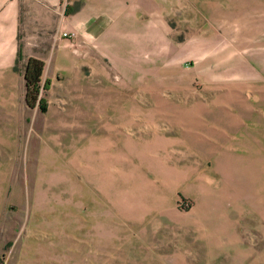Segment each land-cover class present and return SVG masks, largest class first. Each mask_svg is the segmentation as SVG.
<instances>
[{
    "label": "rangeland",
    "instance_id": "rangeland-1",
    "mask_svg": "<svg viewBox=\"0 0 264 264\" xmlns=\"http://www.w3.org/2000/svg\"><path fill=\"white\" fill-rule=\"evenodd\" d=\"M126 26L125 45L108 44L118 54L115 61L108 52H93L94 64L110 73L106 82L82 80L69 86L68 96H51L52 119L62 117V126L46 134L55 141H34L27 163L0 164V264H172L165 255V227L173 223L169 211L186 215L196 210L202 193L194 184L220 183L243 192L250 180L257 187L264 185V147L248 141L245 133L257 127L250 115L239 125H205L212 143L211 131L222 129L246 145L229 148L219 143L222 147L210 157L209 148L185 142L190 125L171 124L173 109L206 105L201 116L209 115L212 121L240 114L234 102L214 100L230 96L218 88L225 82L210 77L204 81L198 70L232 65L227 76L235 72V78L238 72L237 79L250 80L243 61L247 55L264 57V0H145L133 14L127 11ZM258 40L261 47L255 45ZM29 41H21L24 50L33 46ZM231 42L242 55L224 63ZM243 96H253L252 90H244ZM102 114L103 124L97 122ZM119 115L129 123L102 143L109 128L119 125ZM138 133L174 143L167 149L178 160V183L157 181L151 164L125 156V140ZM141 148L145 154L147 147ZM184 152L190 160L183 158L189 155ZM22 153L24 157L26 148ZM217 155L221 170L214 165ZM165 156L156 154L152 160L171 171L158 161ZM123 193L127 198L136 195L138 201L123 205ZM225 201L229 221L253 225L247 242L259 249L255 255H263V215L237 213ZM153 228H158L156 234ZM191 244L186 264H222L209 252L207 240Z\"/></svg>",
    "mask_w": 264,
    "mask_h": 264
},
{
    "label": "crops",
    "instance_id": "crops-1",
    "mask_svg": "<svg viewBox=\"0 0 264 264\" xmlns=\"http://www.w3.org/2000/svg\"><path fill=\"white\" fill-rule=\"evenodd\" d=\"M143 1L145 0H0V164H20L22 161L27 163L32 156L34 141L42 138L55 141L46 134L62 126V117L59 115L56 121L52 119L51 96H68L71 93L69 86L81 84L82 80L92 84L106 82L105 79L110 73L104 65L94 64L93 52L96 54L108 52L112 60H116L118 54H115V48L111 50L108 44L114 47L121 42L123 46L125 45L127 11L133 14L135 7H139ZM24 39H31L29 44L33 46L25 45L24 50L21 43ZM261 43L263 42L258 40L255 45L261 47ZM19 49L22 59L15 64ZM226 52L229 55L224 63L230 61L232 57L235 59L242 55L241 49L233 42ZM121 56L125 57L124 51ZM30 57L38 58L44 63L40 81L42 89L40 96L44 97L46 107L44 111H41L38 105L28 106L25 99L24 73ZM243 63L244 67L249 69L248 82L237 79L238 72L235 78L232 76L235 72L227 76L225 71L228 68L233 69L232 65H226L228 67L222 69L221 64L207 66L208 64L201 63V67L207 66L208 70L206 72L198 70L199 77L204 81L210 77L212 80L219 78L225 82V87L217 84L218 88L229 91L230 96H215L214 100L234 102L241 115L230 113L229 116L221 115L220 121H212L209 115L201 116V113L207 112L206 105L171 111L173 116L171 124L178 123L184 126L188 124L192 127L183 134L185 142L192 140L198 143L199 147L209 148L207 152L209 157L215 155V150L222 147L219 143H227L229 148L246 145L242 142L243 138L230 135L222 129L211 131L215 136L213 144L207 139L209 132L205 125L222 123L226 126L239 125L243 123V117L246 115H250L252 122L257 126L253 127V133L245 131L250 135L247 140L257 143L258 148L264 147L262 140L264 96H261V92H264V57L247 55V61ZM247 89L252 90L253 96H243L244 90ZM243 111L247 114H242ZM104 115H101V120H97L98 123H104ZM117 119L119 125L109 128L107 135L101 137L102 143L103 140L111 138V135L117 137L120 128L129 123L126 120L122 121L121 115ZM104 127L107 128L106 125ZM202 127L206 130H197ZM159 139L156 135L146 138L145 135L135 134L133 138L125 140V156L137 157L140 162L151 164L157 181L178 183L181 180L178 160L167 149L173 147L174 143ZM176 144V147L181 146ZM141 146L147 147L145 154H142ZM23 148H26L24 157ZM120 152L121 150L118 154ZM156 154L166 155L158 161L171 171L162 169L152 160ZM183 158L190 160L191 156L189 154ZM221 162L222 159L220 160L218 155L215 156L216 170H221ZM129 168L135 169L132 164ZM194 186L197 192L202 193L197 195L201 197L196 210L186 215L169 211L173 223L165 227L166 258L172 264H186L191 260V243L195 242L197 245L200 241L207 240L212 246L209 252L214 254V258H219L222 264H264V251L261 256L255 255V252L259 254V249L247 242V235L253 234V225L243 223L239 226L240 222L229 221L230 217L226 216L228 212L224 206L227 202L225 200H228L237 213L251 214L257 211L264 218V185L257 187L250 180L249 184L245 185L246 192L240 189H224L220 183L212 187L210 185L205 187L201 183ZM122 201L123 205H126L128 202L138 201V198L133 194L127 198V193H123ZM261 226L264 237V224ZM157 232L158 228L156 231L153 228L152 234ZM262 244L264 245V238Z\"/></svg>",
    "mask_w": 264,
    "mask_h": 264
},
{
    "label": "trees",
    "instance_id": "trees-1",
    "mask_svg": "<svg viewBox=\"0 0 264 264\" xmlns=\"http://www.w3.org/2000/svg\"><path fill=\"white\" fill-rule=\"evenodd\" d=\"M22 59L20 49L17 53L16 63L18 64L19 61ZM43 61L30 57L25 65V85H26V94L25 99L30 107H34L38 105L41 111L45 110V100L43 96H39L40 93V81H41V73L43 70ZM46 86V85H45ZM44 88V86H43Z\"/></svg>",
    "mask_w": 264,
    "mask_h": 264
},
{
    "label": "built area",
    "instance_id": "built-area-1",
    "mask_svg": "<svg viewBox=\"0 0 264 264\" xmlns=\"http://www.w3.org/2000/svg\"><path fill=\"white\" fill-rule=\"evenodd\" d=\"M42 94V89H40V93H39V96Z\"/></svg>",
    "mask_w": 264,
    "mask_h": 264
}]
</instances>
